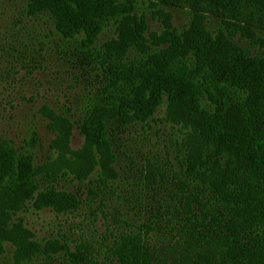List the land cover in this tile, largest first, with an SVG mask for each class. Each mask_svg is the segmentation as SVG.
I'll use <instances>...</instances> for the list:
<instances>
[{"label": "trees", "instance_id": "16d2710c", "mask_svg": "<svg viewBox=\"0 0 264 264\" xmlns=\"http://www.w3.org/2000/svg\"><path fill=\"white\" fill-rule=\"evenodd\" d=\"M135 1L27 0L26 12L41 17L48 11L62 37L82 32L95 38L114 18L121 32L113 41L120 48L146 36V16L137 14ZM147 2L160 12L165 3L183 8L190 21L158 35L143 58L115 56L107 65L113 87L85 115L82 149L68 147L71 122L48 114L59 131L54 144L72 153L74 159L62 154L78 175L100 165L106 178L116 179L121 162L137 174L140 204L151 211L141 220L143 232L155 233L149 242L157 238L151 245L139 236L152 264H264V0ZM209 20L217 23L213 29ZM165 101L169 114L194 129L181 142L180 173L174 158L153 159L144 145L145 126ZM200 107L208 115L199 120ZM33 163L31 154L0 139V177H10L0 187V248L11 239L50 256L64 250L60 239L42 245L22 223L2 219L20 207ZM11 174L19 180L11 181ZM162 230L172 237L158 244ZM67 252L73 264H86L93 247Z\"/></svg>", "mask_w": 264, "mask_h": 264}, {"label": "rangeland", "instance_id": "374dc122", "mask_svg": "<svg viewBox=\"0 0 264 264\" xmlns=\"http://www.w3.org/2000/svg\"><path fill=\"white\" fill-rule=\"evenodd\" d=\"M136 1L137 14L144 12L146 16V36L132 37L131 44L135 45L119 48L113 41L120 39L121 32L114 18L106 21L95 38L82 32L62 37L48 11L32 17L26 12L27 0H0V139L10 141L34 160L32 185L22 190L20 207L2 219L22 223L31 231L32 241L43 245L58 238L65 246L62 252L48 256L39 249L21 247L17 240L4 239L0 264H73L68 249L75 251L86 243L93 247L86 264H152L153 259L146 258L144 244L139 242L141 236L145 244L153 245L157 238L149 242L152 231L143 232L141 220L151 211L140 204L137 174L124 162L116 165V179L106 178L100 165L86 176L72 172L62 153L70 159L74 156L54 144L59 131L48 115L67 118L72 125L66 139L68 147L82 149L85 115L113 87L107 65L115 56L122 59L135 53L143 58V49L153 46L158 35L180 31L190 21L183 8L165 3L160 12L151 9L147 0ZM216 24L206 21L211 29ZM167 105L165 101L158 108L142 135L146 149H153L152 158H174V171L180 173L181 142L194 129L185 127L176 113L169 114ZM202 107L199 120L208 115ZM11 177V181L19 180L15 174ZM9 179L0 177V187ZM162 231L158 244L172 237Z\"/></svg>", "mask_w": 264, "mask_h": 264}]
</instances>
